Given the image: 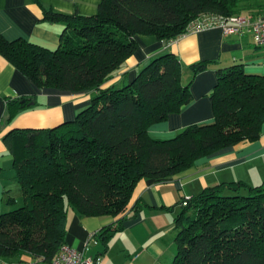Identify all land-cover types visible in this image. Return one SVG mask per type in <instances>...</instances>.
<instances>
[{
  "label": "trees",
  "instance_id": "16d2710c",
  "mask_svg": "<svg viewBox=\"0 0 264 264\" xmlns=\"http://www.w3.org/2000/svg\"><path fill=\"white\" fill-rule=\"evenodd\" d=\"M43 15L64 26L58 48L0 34V55L39 89L93 97L72 121L13 129L3 138L24 197L23 206L0 214L6 262L30 256L52 264L66 244L68 207L81 217L115 219L95 235L107 248L129 213L139 210L133 197L141 181H168L202 158L262 138L264 75L244 65L216 70L212 123L191 125L168 140L151 138L150 128L192 102L194 78L210 62L191 65L185 84L184 65L166 52L131 82L106 84L135 55L137 37L171 42L205 16L261 19L264 0H103L94 16ZM33 101L6 99L3 124L11 125ZM173 231L172 264H264V182L221 183L183 199Z\"/></svg>",
  "mask_w": 264,
  "mask_h": 264
},
{
  "label": "crops",
  "instance_id": "0c3cea01",
  "mask_svg": "<svg viewBox=\"0 0 264 264\" xmlns=\"http://www.w3.org/2000/svg\"><path fill=\"white\" fill-rule=\"evenodd\" d=\"M103 0H0V34L8 41L23 39L49 49L60 45L64 30L61 24L43 21L44 10L65 15L94 16ZM139 48L125 67L107 86L121 87L131 82L140 69L154 57L170 52L184 65L183 82L189 83L190 66L210 62L209 69L198 74L191 85L193 100L181 113L171 115L166 122L149 130L153 139L168 140L195 124H210L214 113L210 94L216 83L217 69L244 65L248 73L264 75V66L252 53L264 51L252 37L225 36L219 27L188 34L171 42H159L149 37H137ZM91 93L72 94L39 89L10 62L0 55V214L12 210L22 199L23 190L16 173L5 171L12 166V157L3 143L13 129L51 128L74 120L92 100ZM33 98V108L22 112L11 125L3 124L5 100ZM14 170V169H13ZM12 170V171H13ZM243 181L259 185L264 182V127L262 138L255 142L222 150L202 158L183 174L165 182L141 181L134 193L133 203L140 201L137 212L131 211L107 248L95 237L102 228L115 222L111 217H81L69 208L66 244L86 251L89 257H102V264H172L176 256V236L173 231L183 196H192L209 186ZM15 190L17 193L15 194ZM183 192V194H182ZM18 194L20 197H18ZM22 194V195H21ZM13 201H10L12 200ZM45 264L24 256L18 264ZM0 264H14L0 258ZM16 264V263H15Z\"/></svg>",
  "mask_w": 264,
  "mask_h": 264
},
{
  "label": "built area",
  "instance_id": "2783aa9c",
  "mask_svg": "<svg viewBox=\"0 0 264 264\" xmlns=\"http://www.w3.org/2000/svg\"><path fill=\"white\" fill-rule=\"evenodd\" d=\"M215 27L221 28L225 36L242 37L249 34L257 46L264 47V18L255 20L244 15L233 17L205 16L190 27V32H200ZM91 241H95V236H92ZM86 251H88V247L84 251H80L65 244L52 264H102V257H89L86 255Z\"/></svg>",
  "mask_w": 264,
  "mask_h": 264
},
{
  "label": "rangeland",
  "instance_id": "374dc122",
  "mask_svg": "<svg viewBox=\"0 0 264 264\" xmlns=\"http://www.w3.org/2000/svg\"><path fill=\"white\" fill-rule=\"evenodd\" d=\"M252 56H254V59H256V60H260V63L262 64V66H264V51H257L255 54L254 53H252ZM13 169L11 168V167H8L7 169H6V171H5V174L6 175H4L5 177H3V179L4 180H6L7 178H8V174L11 172V173H14L15 171L13 170ZM7 177V178H6ZM246 184H248V183H246ZM218 185V184H217ZM248 185H250V186H256V185H254V184H248ZM203 191V190H202ZM202 191H200V192H198V190H194V193L193 192H190V193H192V196H183L184 194H183V192H182V198L183 199H190L191 197H194V196H197V195H199ZM17 193V191L15 190V194ZM22 195V194H21ZM18 197H20V195L18 194ZM183 199L180 201V202H182L183 201ZM18 203L16 204V205H14V206H10V208H12V209H17L18 207H20V206H23L24 205V201L22 200V199H18V201H17ZM68 209H69V207H68ZM179 211L181 212V207H180V209H179ZM69 212H71V210L69 211ZM16 264H18V263H16ZM34 264H36V263H34ZM39 264V263H38Z\"/></svg>",
  "mask_w": 264,
  "mask_h": 264
},
{
  "label": "water",
  "instance_id": "95a60500",
  "mask_svg": "<svg viewBox=\"0 0 264 264\" xmlns=\"http://www.w3.org/2000/svg\"><path fill=\"white\" fill-rule=\"evenodd\" d=\"M23 103H25V101H23ZM30 105H31V106H33V105H34V103H33V102H31V103H30Z\"/></svg>",
  "mask_w": 264,
  "mask_h": 264
}]
</instances>
